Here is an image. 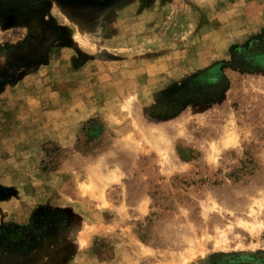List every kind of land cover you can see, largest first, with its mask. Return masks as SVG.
Segmentation results:
<instances>
[{
    "label": "rangeland",
    "instance_id": "374dc122",
    "mask_svg": "<svg viewBox=\"0 0 264 264\" xmlns=\"http://www.w3.org/2000/svg\"><path fill=\"white\" fill-rule=\"evenodd\" d=\"M0 264H264V0H0Z\"/></svg>",
    "mask_w": 264,
    "mask_h": 264
}]
</instances>
